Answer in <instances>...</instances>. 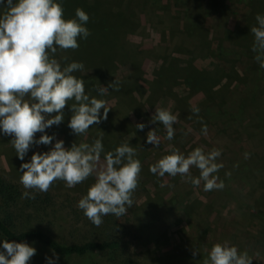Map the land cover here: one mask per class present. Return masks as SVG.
Here are the masks:
<instances>
[{"label": "rangeland", "instance_id": "rangeland-1", "mask_svg": "<svg viewBox=\"0 0 264 264\" xmlns=\"http://www.w3.org/2000/svg\"><path fill=\"white\" fill-rule=\"evenodd\" d=\"M263 1L162 0L167 6L149 4L143 7L145 13L132 6L135 16L128 19L130 26L115 47L84 42L80 57L72 50H58L55 58L62 66L73 61L84 64V71L74 75L84 80L90 97L105 100L110 110L107 120L92 126L86 136H75L67 127L71 113L66 108L64 123L47 134H55L68 148L72 143L91 145L102 136V160L107 152L128 143L137 149L136 158L143 165L140 184L128 214L119 219L106 216L96 227L77 207L95 178L72 189L57 182L46 193L52 208L22 214L14 230H39L63 244L118 240L138 264H203L214 244L227 241L247 251L252 264H264V68L254 60L250 32L255 16L264 14ZM60 2L64 18L71 19V0ZM121 46L131 52L120 57ZM196 77L205 80L208 91L195 84ZM113 82L118 90L98 94L100 86ZM157 108L177 116L171 141L164 138L162 124L149 123ZM193 108L199 113L194 114ZM137 123L147 126L139 131ZM204 125L207 135L201 131ZM153 129L161 137L159 147L146 142ZM10 140L0 135V174L25 191L19 183L20 165L33 152L49 149L33 147L21 161ZM197 147L205 153L222 150L217 163L223 168L217 175L224 182L223 190L206 192L203 182L194 187L180 176L160 178L149 171L172 150L187 155ZM245 153L251 154L249 159ZM191 172L199 176L198 169ZM24 242L37 249L30 264H47L45 257L52 252L34 241ZM193 250L201 258L196 262L186 254L193 255ZM59 257L57 264H111L109 255L97 252Z\"/></svg>", "mask_w": 264, "mask_h": 264}, {"label": "clouds", "instance_id": "clouds-1", "mask_svg": "<svg viewBox=\"0 0 264 264\" xmlns=\"http://www.w3.org/2000/svg\"><path fill=\"white\" fill-rule=\"evenodd\" d=\"M0 10V135L11 137L10 144L21 161L33 147L43 145L49 149L33 152L30 160L20 165L19 183L25 189L21 198L34 200L36 194L47 193L57 182L72 189L94 177V183L77 203L83 215L100 227L106 216L119 219L128 214L143 170L136 158V148L122 143L104 154L102 160V136L91 145L72 143L68 148L55 134H47L48 129L64 123L66 108L71 113L67 127L75 136H86L92 126L108 118L110 109L106 101L90 97L84 80L74 75L84 71V64L73 61L62 66L55 58L58 50H78V41L91 35L85 26L89 15L77 8L75 18L65 19L60 0H0ZM255 21L250 28L254 37L251 51L260 68H264V14H257ZM109 88L118 90L117 82L100 86L98 94H108ZM192 112L198 114L199 108H193ZM176 122L177 116L164 108L155 109L149 121L162 124L166 130L164 138L169 141L175 137ZM146 126L135 125L139 131ZM201 131L207 135V126ZM146 142L159 147L161 137L153 129L148 131ZM221 155L222 150L215 148L205 153L202 147H197L187 155L174 149L150 165L149 171L160 178L180 176L194 187L203 182L206 192L223 190L224 182L217 175L223 168L222 163H217ZM250 155L245 153V159ZM193 168L199 170V176L192 175ZM0 249V264H30L37 255L35 247L15 240H0ZM197 254L193 250V256ZM59 259L55 252L45 257L47 264H57ZM252 262L247 251L242 252L227 241L214 244L203 260V264Z\"/></svg>", "mask_w": 264, "mask_h": 264}, {"label": "trees", "instance_id": "trees-1", "mask_svg": "<svg viewBox=\"0 0 264 264\" xmlns=\"http://www.w3.org/2000/svg\"><path fill=\"white\" fill-rule=\"evenodd\" d=\"M71 2L72 4H68L70 18H72V13L76 7L83 9L90 17L89 22L85 26L89 29L91 35L86 40L80 39L78 41L80 47L84 42H93L100 45L106 43L115 47V44L120 43L118 38L120 34L123 33L125 28L130 26L128 19L135 16L134 13L130 12L132 11V6L140 8V12L142 13H145L143 7H148L149 4H156L162 7L167 6L161 4L162 0H71ZM121 44L124 45L123 43ZM80 47L78 50H72L78 57H80ZM118 49L119 52L117 54L120 57L131 52V49H126L123 46ZM196 79L198 82H195V84L206 90L207 83L205 80L198 77ZM23 192L24 190L21 189L20 185L6 179L0 174V240L8 239L9 241L15 240L16 242L34 241L61 257L85 256L97 252L109 255L111 264H138L137 261L131 258L127 249L123 248L122 243L118 240L103 239L87 241L81 244H63L39 230H14L15 220L22 214L26 212H30L28 215L45 213L52 208L51 199L46 193L36 194L33 200L22 199ZM262 242L264 244V236L262 237ZM190 253L187 252L186 254L190 258L192 257L194 262L201 259L200 257L190 255Z\"/></svg>", "mask_w": 264, "mask_h": 264}]
</instances>
